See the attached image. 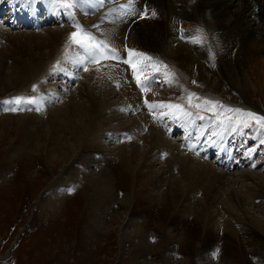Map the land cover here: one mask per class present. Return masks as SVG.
<instances>
[{"label":"bare ground","instance_id":"6f19581e","mask_svg":"<svg viewBox=\"0 0 264 264\" xmlns=\"http://www.w3.org/2000/svg\"><path fill=\"white\" fill-rule=\"evenodd\" d=\"M19 1L24 0H0V17H5L4 21L8 23L11 29H16V27L21 29L30 24H33L32 28H36L34 23L41 20H43V25L58 24L60 22L61 11L50 4L49 0H41L40 2V5L44 7V12H46L41 17L36 15L40 5L38 7H34V4L29 7L20 6ZM91 1L94 7L92 9L83 8L81 15L75 14L73 11L64 15V21H69L67 23L70 24L69 26L63 28L47 27L42 35L33 32L25 37L22 35L24 43L21 42V37L19 36L10 38L4 31L5 29L3 30L0 26V39H4L7 36L8 43L11 41V44L14 45L8 51H0L1 85L10 86L13 82L18 81L24 87V84L26 85L32 79L38 76L42 77L45 71L47 73L49 67H52L50 70L56 73L57 66L62 62L71 63L74 68H78L82 64H90L91 62L85 59V54L82 50L72 48L69 45V33L75 30L73 25L76 23L85 28L89 27V29L93 30V33L95 32V36L100 39H106L110 47L117 48L122 54L119 62L107 59L109 63H105L106 65L95 66L93 64L87 68L88 70L83 73V79L77 92L82 102H76L74 107L71 103H67L60 109L54 108L50 111H45L50 113L49 123H54V126L51 125L43 136L42 134L34 135L40 127V123H42L39 116L34 113L25 115L21 119H8L5 121L4 124H11L12 129L10 130L15 131L17 134V144L13 143V145L17 151L27 152V154L41 152L43 148H48L49 163L54 167L71 158H82V155L90 150L91 156L99 158V160L97 158L95 161L91 160L93 157L89 159L93 162V165L97 164L100 166L101 163H104L106 166L99 178L93 179L89 184L95 189V194H99L98 196L102 197L103 200L100 199L103 202L99 204H105L107 199L109 201L112 189H114L110 186L111 178H113L111 176L115 174V179H118L119 175H121L122 179H128L129 183L137 189L135 192L137 196L133 199L130 198V202L124 200L127 205L132 207L131 217L129 216L130 224H134L137 214L145 219L152 217L150 214L158 204H161L160 209H158L161 219L163 218L164 221L166 219L169 224L174 221L183 222V216H180L179 213L184 215V213L189 211L190 207H194L193 213L200 224L197 222V228L192 227L189 230V236L200 234L203 237L204 244L202 245H204V248L211 246V240L217 236L213 230L217 226L216 222L214 223V220L212 221L210 218L212 207L222 204L225 206V212L223 213L226 217H229L230 221H240L246 224L250 219L247 221L246 218L238 215V212L241 211L240 208L249 200L252 203L256 198L264 199V185L262 184L264 183V176L247 169L243 170L242 174H244L239 176L241 181L245 183V191L238 193L235 190H231L232 192L225 194L220 189V186H223L225 182L230 181L228 184L232 183L230 179L224 176L223 168L230 170L235 167L236 169L238 166L237 160L241 161L246 167H254L253 163L256 160L253 158V153L256 151L252 149L254 145L250 144L248 146L251 148L248 151L251 154L249 158L247 154L236 150L238 148V138L239 143L241 138H244V134L239 130V125H231V123L221 127L216 122L217 120L207 117L200 120L199 117L193 116L194 118L191 117V121L188 120V117L161 116L162 112H168L169 109H152L148 107V104L159 103L164 99L165 103H179L190 111L192 108L188 106V91L197 94L196 97H193V99H196L195 102H192L196 104L202 101V98L206 97L207 94H215L214 92L223 84L231 87L234 92L235 90L236 92L242 91L245 94L246 91L257 90L263 95L264 78L259 80L258 77L261 74L264 77V0H134V12L132 8L128 7L129 0H105L96 9V5L100 4H96L93 0H90V2L81 0V2L86 4H90ZM6 2L8 4H5ZM63 2H66V0ZM137 6L139 8L137 13H135ZM14 7L18 11H23L15 14L20 16V20H18L16 25H13L12 20H17V17L14 16L13 10H10V8ZM71 8L73 9V6ZM90 12L95 14L90 16ZM153 12L161 20L160 23L157 21L154 26L149 24V27L144 26L145 28H142L140 26L141 22H137V19L135 20L134 18V15L140 16V13H142L146 17L140 18H145L146 20ZM46 19H52V21L46 22ZM179 23L187 28L177 29ZM63 24L66 23L64 22ZM94 24L97 27L93 28L92 25ZM179 36L184 38L179 40ZM193 37H198L201 43H192ZM185 41L188 43H184ZM172 45L176 46L175 50H172ZM130 49L143 52L152 57V61H142L137 57L133 59V63L138 64V66L141 63H148L149 65L157 63L161 67L160 71L156 72L151 66L142 72L134 71L131 64L123 62L130 59L128 54ZM7 59H12V62H14L11 67L14 70L15 77L10 81L2 77V68H4ZM77 59L82 60L83 63H77ZM163 65H167V68H164ZM168 66L175 68L176 71L181 67L182 73L171 72ZM165 72L174 74L170 77L171 83L164 79ZM136 75H140L142 80L146 76L149 77V81L144 85L143 91L141 86L136 83ZM158 75L162 76L164 83L167 84L165 91L177 92L178 86L174 83L181 82L180 79L184 76H187L189 80H197V84L200 83V88L203 91L195 92V88L187 86L188 88L186 87V89L179 91L175 100L169 99L170 97L167 96L164 90H155V86L152 88L153 84H155L154 78ZM249 80H253L255 83L252 84ZM102 83L103 85H101ZM114 86L119 88V103L116 106L124 110L123 113H118L116 106L110 102V95L114 94ZM46 91L48 89H45L44 93ZM166 99L171 100V102L166 101ZM35 104H38V107L47 106L46 99H43L42 96L37 99ZM243 106L246 107L245 105ZM24 107L31 109L30 105H25ZM131 108L137 112V117L126 123L127 125L120 122L114 128L112 126L113 123L119 121ZM105 110H108V113H103ZM223 115L226 114L224 113ZM175 117L180 118L181 120L179 119V121H183V123H179ZM197 119L201 123H205L204 125L208 129L216 131L217 143H215L217 141L216 138L213 141L203 139V131L193 126L195 125L193 121H197ZM172 121L176 124H171ZM162 125H165L164 130H162ZM167 126H171V131L169 129L166 131ZM233 128L236 130L233 131ZM112 129L114 131L122 129L121 131L127 134L131 140L130 142H133L132 144L141 141L146 143V146L152 152V154L150 153L151 157L162 159L168 166V171L174 172L179 176L177 177L178 179H182L185 182L184 188H175L173 186L163 191L162 186L167 179L164 180L162 174L157 176L158 174L151 171L152 163L149 161L150 158L148 156L144 157L143 154L139 155L140 158H137L139 149L136 146H132L131 151L126 154L120 152L114 156L115 160L121 157L119 161L121 165L115 166L114 160L111 162L112 164H108L110 161L108 154L101 152L98 146L93 145V142L96 143L98 139H101V134L103 135V133ZM174 129L178 130L181 135L178 134L175 139H170L168 134H171L172 131L174 132ZM195 134L199 136L196 142L194 139ZM262 135L257 132L252 134L254 138L262 137ZM111 136L113 138V135ZM181 136H184L182 142L180 140ZM245 140L248 142L249 138ZM256 140L258 141L257 138ZM260 140H264V135ZM69 141H73V145L68 144ZM250 143L253 142L250 141ZM74 145H76V150L73 147ZM229 149L232 151H229ZM76 151H79V153L75 155ZM227 156L231 157L232 161H225L223 164V160H217ZM211 159L214 160L213 163ZM217 166L219 169L222 167L223 170L217 171ZM121 177H119L120 180ZM168 177L176 180L175 175L171 174ZM176 182L175 185H177ZM251 183L255 184L250 186ZM155 191L159 193V199H156L157 195L155 193L157 192ZM194 192L196 194L200 193L203 197V204H200L201 208L197 205L199 201L196 203V208L191 203V194ZM138 193H142V195L140 196ZM237 209L240 211L237 212ZM220 213L218 211V216L221 219ZM170 214H172V217H169ZM250 225L252 227L246 228L245 232H243L247 236V243L251 245L258 244L263 250L264 236L262 237L255 228H260L264 233V226L256 225L255 221ZM142 228L144 227L135 226L131 231V236L139 238V244H141L142 249H150V244L142 245L144 240V229ZM227 237L228 235L226 234L224 238L228 240L229 237Z\"/></svg>","mask_w":264,"mask_h":264},{"label":"rangeland","instance_id":"374dc122","mask_svg":"<svg viewBox=\"0 0 264 264\" xmlns=\"http://www.w3.org/2000/svg\"><path fill=\"white\" fill-rule=\"evenodd\" d=\"M63 1L64 0H61V2ZM48 2L54 5V7L61 6V3H57V0H49ZM100 6L101 4L97 7ZM138 8L137 6L135 13H137ZM94 12H90V16L95 14ZM76 13L81 15L80 12H75V14ZM134 16L137 22H141L140 26L142 28L144 26L149 27V24L154 26L157 21H159V23L161 21L160 18H158L159 16L157 17L156 15H150L146 20L145 18H140L146 17L142 13H140V16ZM4 18L5 17H0L1 28L3 30L5 29L4 31H6L10 38L14 36L21 37L20 40L23 43L24 37L31 32L42 35L47 27L63 28L70 25L67 24V22H65L67 25L63 24L64 22H59L58 24L43 25L39 28L11 29L8 23L4 21ZM181 28L185 29L187 27H183L179 23L177 29ZM90 30L91 29L88 31L93 33V30ZM22 35H24V37H22ZM178 39L180 40L181 36H179ZM184 43L188 42L185 41ZM13 46L11 41L8 43L7 36L4 39H0V51H8ZM172 46V50H175L176 46ZM111 60L116 62L113 59ZM13 63L12 59L6 60L4 68H2L3 79L7 78L6 80L10 81L15 77L14 70H12L11 67ZM65 63L62 62L57 66L56 73L50 70L52 67H49L47 73L45 71L42 77L40 76L41 78L38 76L32 79L28 82L29 84H24V87L22 83H18V81L13 82L10 86L0 84V264H264V249L262 250L258 244L251 245L247 243V236L243 234L246 228L252 227L250 224L253 221H255L256 225L264 226L263 198H256L252 203L249 200L240 208L241 211L237 209V212L240 211L238 215H241L242 218H246L247 221L250 219L246 224L240 221H230L229 217H226L223 213L225 212L224 205L220 204L219 206L212 207L210 218L212 221L214 220V223L216 222L217 226H215L213 230L217 238L215 237L216 239L214 238L211 240L212 247L208 246L204 248V245H202L204 244L203 237L200 234L197 236H189V230L192 227L197 228V222L200 224L196 215L193 213L194 207H190L188 211L190 213L187 212V216V213H184V215L179 213L180 216H183V222L174 221L175 223L172 222L169 224L166 219L165 221L163 218L161 219L158 212L161 204H158L157 207H155L156 209L154 208L155 210L153 209V212L150 214L152 217H149V219L146 218L147 221L144 217L137 214L134 224H130L129 216L131 217L132 207L127 205L124 200L130 202L131 199L137 196L135 195L137 189L129 183L128 179H122L121 175H119L121 180L119 177V180L115 179V174L111 176L113 178H111L110 186L114 189H112V194L109 197L110 202L107 201V199L106 202L109 203L105 202V204H99L103 202L101 201L102 197L98 196L99 194H95V189L89 184L93 179L99 178L103 172L102 170L105 169L106 166L104 163H101L102 166H98L97 164L93 165L91 160L95 161L98 157L91 156L92 154L89 153L90 150L89 152H85L82 158H71L64 163H60L61 165L54 167L49 163L48 148H43L41 152L38 151L37 153L28 154L27 152L17 151L15 149L13 143H16L17 134L15 131L10 130L12 129L11 124H4L5 121L8 119H21V117H25V115H32L34 113L39 116L42 122L34 135L42 134L43 136L51 125L54 126V123H49L50 113L45 111H50L54 108L60 109V107L67 105V103H71L74 107L76 102H82L77 92L80 88L81 80L83 79V73L86 72L85 69L94 63H86L87 65L82 64L78 68H74L71 63H66V65ZM105 63L108 64V60H102L100 64L106 65ZM100 64H95V66H101ZM168 69H170L171 72L182 73L181 67H179L177 71L173 67H169ZM262 76L261 74V76L258 77L259 80H263L264 77ZM162 78V76H156L154 78L155 84H153L152 88L155 86V90H166L167 84L164 83V79L166 80V78ZM180 80L181 82L174 83L178 86L177 92L164 90L167 96L170 97L169 99L175 100L179 91L186 89L187 86L195 88V92L203 91V89L201 90L200 88V83L197 84V80H189L187 76L181 77ZM193 81L196 83H192ZM249 81L252 84L255 83L253 80ZM33 85L37 86L36 91L32 90ZM101 85H103V83ZM115 87L116 86H114V94L110 95V102L116 106L119 103V88ZM45 89H48V91L44 93ZM214 93L215 94H210L211 96L207 94L206 97L202 98V101H199L202 105L199 109L194 107L195 104L188 103V106L192 108L190 111L196 114L194 117L203 116L204 119L207 117L216 121L217 115L222 118L233 115V113L224 112L223 109L220 108H215L211 111L206 110V108L203 107V100L206 98L208 100L219 101L226 108H239L246 112H253L258 116H264V94L262 95V93L257 90H249V92L246 91L244 94L242 91L236 92L235 90L234 92L231 87L223 84ZM17 96L24 98L34 96L37 99L42 96L43 99H46L47 106L38 107V104H32L30 105L31 109H26L24 107L25 105H21L20 107L23 110L12 111L10 109L17 106L15 104L5 103V101L12 100ZM198 99L201 100L200 98ZM195 100L196 99H193L192 102H195ZM166 101L171 102V100L167 99ZM162 102L165 103V100L163 99ZM37 108H39L38 111L35 110ZM117 109L118 113H123L124 111L120 108ZM103 113H108V110L103 111ZM224 113L226 115H223ZM151 115L153 114L151 113ZM135 117H137V112L131 108L127 114L123 115L119 121L114 122L112 126L115 128L120 122L125 125L131 122ZM175 118L179 123H183V121H179L180 118ZM188 120L192 121V118ZM193 122L196 125H193L194 128L203 131V139L213 141L216 138L217 140L215 130L208 129V127L204 125L205 123H201L198 119ZM193 122L191 123L193 124ZM172 123H174V121H172L171 124ZM231 123V125H237L235 120ZM251 123L253 124V128H243L242 125H239V130L244 134V138H241L240 143L238 138V148L236 150L247 154L250 158L251 154L248 151L251 148L248 146L250 144L254 145V148H252L256 150L253 153V158L256 159L254 161L255 163H253L254 167H246L241 161L237 160L239 167L237 166L236 169L235 167L230 170L223 168L224 176L232 181V183L228 184V182H230L228 181L225 182L223 186H220V189H222L221 192L225 194L234 190L238 193L245 191V183H243L241 177H239L244 174H242V172L245 169L264 176V164H262L264 163V144H261L260 140L263 138L264 131L262 132V130L256 126L255 121ZM162 126V130H164L163 128L165 125ZM170 128L171 126H167L166 131H168V129L170 131ZM121 130L122 129L116 131L113 129L109 130V132H105L103 135L101 134V139H98L96 143L93 142V145L98 146L101 152L108 154L110 160L108 164H112L111 162L114 160L113 163L115 166L121 165V162H119L121 157L115 160L114 156L120 152L126 154L128 151H131L132 146H136L139 149L137 158H140L139 155L143 154L144 157L148 156L150 158L149 161L152 163L151 171L158 174L157 176L162 174V177H164L163 179H167V182L165 181L163 183V191L173 186L175 188H184L185 182L182 179H178L177 177L179 176L174 172H169L168 166L162 159L159 157H151L152 152H150L146 143H142L141 141L132 144L133 142H130L131 140L128 138L127 134ZM254 132L263 134L262 137H256L258 141L252 136ZM178 134L181 135V133L176 130L172 135L168 134V136L170 139H175L178 137ZM111 135H113V138ZM183 137L184 136H181L180 138L181 142ZM117 138L121 140L118 139V141H116ZM247 138H249L248 142L245 140ZM65 139L67 138L65 137ZM194 139L196 142L199 136L195 134ZM250 141L253 143H250ZM217 142L218 140L215 143ZM72 143L74 142H68V144ZM75 146L76 145L73 147L76 150ZM77 153H79V151H76L75 155ZM234 153L237 154L236 152ZM90 158L91 160H89ZM226 158H228V156ZM239 158H241V156H239ZM97 160H99V158ZM211 161L213 163L214 160L211 159ZM220 168L221 169L217 166L216 170L222 171V167ZM171 174L175 175L177 182L173 180V178H171V180L168 177L171 176ZM175 182L177 185H175ZM254 184L255 183H251L250 186ZM262 184L264 185V183ZM67 189H72V191L69 192ZM258 192L260 191L258 190ZM155 194L157 195L156 199H159V193L157 192ZM138 195L141 196L142 193H138ZM198 201L199 203H197ZM202 201L203 197L200 193L196 194V192H194L191 194V203H193L195 208L196 203L201 208L203 204ZM221 206L223 207L220 208ZM197 208L199 207L197 206ZM217 210L219 213L222 212L224 214L220 213L222 216L221 219L218 216ZM172 214H170L171 216L169 215V217H172ZM135 226L144 227L142 228L144 229V240L142 245L150 244V249H142L141 244H139V238L131 236V231ZM255 230L259 232L262 237L264 236L260 228H255ZM171 234H173V236H171ZM226 234L229 237L228 240L224 238ZM187 235L190 238H188ZM214 253L215 255H213Z\"/></svg>","mask_w":264,"mask_h":264},{"label":"snow or ice","instance_id":"6c2138e0","mask_svg":"<svg viewBox=\"0 0 264 264\" xmlns=\"http://www.w3.org/2000/svg\"><path fill=\"white\" fill-rule=\"evenodd\" d=\"M85 2H90V0H85ZM96 4H103L105 0H93ZM57 3H61L62 7H72L75 3L76 0H66V2H61V0H57ZM123 7V6H121ZM129 8H132L133 12L135 11V6H134V0H129L128 4ZM128 14V13H125ZM152 15H155V12L152 13ZM74 31L69 33V45L72 48H78L82 50V52L85 54V59L94 63V64H100L102 60H107V59H113L116 61H120L122 58V54L119 52V50L115 47H110L109 43L107 42L106 39H100L97 36H95L93 33L86 31L85 28L80 25L79 23H76L73 25ZM93 28L97 27V25H92ZM184 37L182 36L181 39ZM192 43H201V40L198 37H193L191 40ZM129 57L130 59L124 60L123 62L125 64H131L132 68L134 71L142 72L144 69L148 68L151 66L153 69H155L156 72L160 71V65L157 63H152L149 65L148 63H141L136 64L133 63V59L139 57L142 61H152V57L148 56L147 54L143 52H137L135 50H129ZM67 59V57H65ZM77 63H83L82 60L77 59ZM59 63V62H58ZM162 63V62H161ZM164 68H167V65H163ZM88 69H85L87 71ZM174 75L169 72H165L164 76L166 78V81L168 83H171L172 80L170 77ZM149 81V77H144L142 80L140 75H136V83L141 86V90H144V85ZM192 83H196L193 81ZM36 85L32 86V90L36 91ZM196 93L194 92H187V100L189 104H192L193 97H196ZM5 103L9 104H15L17 107L11 108L10 110L12 111H17V110H23L20 106L21 105H32L37 103V98L36 97H14L12 100L5 101ZM147 103V101H146ZM149 108L155 109V108H167L169 109L168 112H162L161 116L168 115V116H182V117H188L191 118L195 113L187 110L182 104L179 103H164V102H159V103H153V104H148ZM196 108H201L202 105L200 103H196L194 105ZM203 107L206 108V110L211 111L215 108H220L223 109L224 111L233 113L234 115L232 116H227L224 118H221L219 115H217L216 120L219 122L221 127H224L226 125H230L233 120L236 121L237 125H242L245 128H250L252 127V121H255L256 126L262 131H264V116H258L257 114L253 112H246L243 111L242 109L239 108H226L223 104H221L219 101L215 100H208L204 99L203 101ZM39 110V108L35 109ZM199 119L203 120V116H199ZM233 131L236 129L233 128ZM261 144H264V140H261ZM69 192L72 191V189H67ZM215 255V253L213 254Z\"/></svg>","mask_w":264,"mask_h":264}]
</instances>
